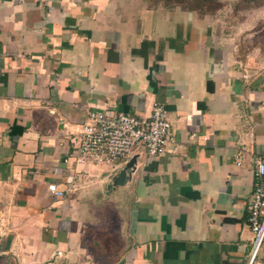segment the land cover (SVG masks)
Returning a JSON list of instances; mask_svg holds the SVG:
<instances>
[{
    "label": "crops",
    "instance_id": "crops-1",
    "mask_svg": "<svg viewBox=\"0 0 264 264\" xmlns=\"http://www.w3.org/2000/svg\"><path fill=\"white\" fill-rule=\"evenodd\" d=\"M224 19L177 0H0V264L248 263L264 52ZM157 101L164 155L78 160L89 111Z\"/></svg>",
    "mask_w": 264,
    "mask_h": 264
},
{
    "label": "built area",
    "instance_id": "built-area-1",
    "mask_svg": "<svg viewBox=\"0 0 264 264\" xmlns=\"http://www.w3.org/2000/svg\"><path fill=\"white\" fill-rule=\"evenodd\" d=\"M172 140V123L163 101L154 104L150 116L141 117L112 109H96L88 113L82 126L79 161H129L134 149L142 146L151 157L164 155ZM256 183L248 206V224L254 233L247 264H264V157L257 155ZM49 190L63 195L57 184Z\"/></svg>",
    "mask_w": 264,
    "mask_h": 264
},
{
    "label": "rangeland",
    "instance_id": "rangeland-1",
    "mask_svg": "<svg viewBox=\"0 0 264 264\" xmlns=\"http://www.w3.org/2000/svg\"><path fill=\"white\" fill-rule=\"evenodd\" d=\"M204 14L224 17L225 25L245 36L246 49L264 52V0H177ZM251 34L252 37H248ZM249 38V39H247Z\"/></svg>",
    "mask_w": 264,
    "mask_h": 264
},
{
    "label": "water",
    "instance_id": "water-1",
    "mask_svg": "<svg viewBox=\"0 0 264 264\" xmlns=\"http://www.w3.org/2000/svg\"><path fill=\"white\" fill-rule=\"evenodd\" d=\"M134 162H135V158H133L132 162H130L129 165L132 166ZM124 176H125V170H123V171L121 172V174H120V178H119V180H118L119 183H122V182H123Z\"/></svg>",
    "mask_w": 264,
    "mask_h": 264
}]
</instances>
